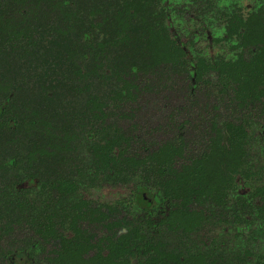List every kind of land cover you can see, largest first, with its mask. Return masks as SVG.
<instances>
[{
  "label": "trees",
  "instance_id": "16d2710c",
  "mask_svg": "<svg viewBox=\"0 0 264 264\" xmlns=\"http://www.w3.org/2000/svg\"><path fill=\"white\" fill-rule=\"evenodd\" d=\"M174 1L0 0V264H264V0H192L234 60L193 55ZM97 186L130 195L76 199Z\"/></svg>",
  "mask_w": 264,
  "mask_h": 264
},
{
  "label": "rangeland",
  "instance_id": "374dc122",
  "mask_svg": "<svg viewBox=\"0 0 264 264\" xmlns=\"http://www.w3.org/2000/svg\"><path fill=\"white\" fill-rule=\"evenodd\" d=\"M238 1V4L241 5V7L245 8L246 6H251L250 9L257 8V1L254 0H235V2ZM231 0H219L218 4L216 5L215 12L221 11L225 12L228 10V7ZM192 3V0H175L174 4L171 5V22L173 24V31H176V34L180 37L184 42L189 41V34L191 35L193 42H194V49L191 51L193 55H198L200 52L201 54H204V56L209 59L211 57L216 56H225L227 60H234L237 58V53L240 51H232L233 50V43L232 42H222L219 40H223L224 37H226V30L224 27L219 25V22H215L214 19H208L203 20L198 18V14L196 12V8H199L197 6L194 9H191L190 5ZM256 3V4H255ZM246 14H248V11H245ZM206 17V16H205ZM211 17V16H207ZM212 21V23L210 21ZM211 23V24H210ZM245 53H248L247 51ZM179 86H184L185 83L182 79L179 80ZM184 93V92H183ZM183 93H173L170 92L163 93L168 96L164 98H157L154 97L151 99L149 103V107L144 108L140 114V118L142 121L146 123L145 125H142L147 128V126H150L151 129L155 130L157 129L159 124H162L166 122L168 115L170 114V111L174 109L175 106H178L179 109L182 106L183 103ZM171 96V100L167 101V97ZM207 99L208 96L206 92L204 91V88L202 87L199 94L195 96V99ZM212 101H215V96H210ZM169 102V103H168ZM181 117H186V113H183L180 115ZM187 116H189L187 114ZM191 117V116H189ZM255 130V129H253ZM252 130V131H253ZM158 136H150L149 132L145 130L144 132V140L149 141L151 138H155L158 140H161L163 138H166V134L169 133V131L164 130L161 132H157ZM146 141V142H147ZM255 151H258L259 154H261V157H264V144L261 146V149H255ZM263 163H264V159ZM113 192L115 189L110 188V190L106 189L102 186H97L95 188H90L88 192H84L80 189V191L76 194V199H85L88 200V202L91 204L92 207L98 206V205H109V206H115L116 204L122 203V201L129 197L130 191L129 187H122L120 191L123 193V195L119 196L117 194H109V192ZM238 190L241 192H246L251 190V187H249L247 184L238 185ZM107 194V195H106ZM109 194V195H108ZM227 235L231 236L232 238L234 231L226 229ZM245 232V231H244ZM248 232V229L246 228V233ZM257 232V230L255 231ZM23 236V235H22ZM219 236V234L217 235ZM250 243V246L254 247V254L255 257L258 258L262 257L264 259V238L256 239V241H252ZM230 247L237 246L238 243L235 242H227ZM36 257L39 259L40 252L36 253ZM256 261V260H255Z\"/></svg>",
  "mask_w": 264,
  "mask_h": 264
},
{
  "label": "flooded vegetation",
  "instance_id": "af4514ba",
  "mask_svg": "<svg viewBox=\"0 0 264 264\" xmlns=\"http://www.w3.org/2000/svg\"><path fill=\"white\" fill-rule=\"evenodd\" d=\"M109 194H111V192H109ZM109 194H108V195H109ZM106 195H107V194H106Z\"/></svg>",
  "mask_w": 264,
  "mask_h": 264
}]
</instances>
